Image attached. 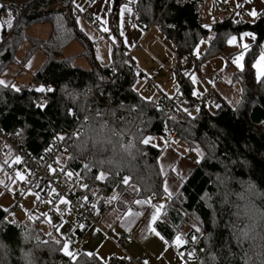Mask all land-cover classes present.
<instances>
[{"label":"trees","instance_id":"16d2710c","mask_svg":"<svg viewBox=\"0 0 264 264\" xmlns=\"http://www.w3.org/2000/svg\"><path fill=\"white\" fill-rule=\"evenodd\" d=\"M205 1L138 0L133 4L134 19L145 29L157 26L179 54L193 53L199 40L206 37L209 44L201 61L225 55L229 65L235 53L228 47L229 37L243 32L255 34L245 66L231 77L233 101L218 91L220 107L208 105L191 94L194 85L179 70L175 71L178 92L185 98L179 111L170 110L168 100L144 96L138 87L141 74L133 64H127L123 77L111 84L112 71L119 70L123 57L114 48L111 65L98 62L95 42L77 23L73 0H32L22 7L15 24L6 32L0 47V77L16 60L18 47L28 37L26 28L34 23L49 22L52 30L45 41L32 39L23 63L37 49H42L47 59L29 85L17 87L19 91L14 85H0V128L18 136L36 157L46 153L56 136L67 139L71 129H81L72 142L65 141L64 152L56 160L85 177L88 187L98 186L102 195L113 192V206L123 211L137 198L164 193L159 164L162 148L143 141L151 135L174 132L190 147H200L203 156L171 197L155 223L156 229L170 243L180 234L183 238L203 234L205 254L201 264H264V77L258 81L253 67L264 42V17L235 20L233 13H224L205 24L201 18ZM213 1L218 9V0ZM125 2L115 0L110 14L111 29L121 48L119 11ZM74 40L82 43V55L90 69L77 65L76 56L64 55V48ZM39 85L51 86L53 91L33 92L32 87ZM87 89L106 90L108 97H101V101L122 102V113L110 111L108 116L100 104L86 102ZM44 97L48 101L41 109L37 105ZM196 104L199 111L192 114L190 110ZM101 130L107 139L95 138ZM81 143L83 147H79ZM124 144L140 152L135 159L123 156L129 161L127 166L114 162L121 159L123 154L117 153V148ZM5 166L3 162L2 170ZM99 173L105 175V181L97 179ZM124 177L130 178L127 185ZM8 213L0 205V264H24L25 249L32 250L35 264H125L127 260L126 256H116L105 263L96 255L80 252L73 261L62 251L64 240L43 231V217H31L24 223L10 221ZM246 227L255 238L251 244L240 239Z\"/></svg>","mask_w":264,"mask_h":264},{"label":"crops","instance_id":"0c3cea01","mask_svg":"<svg viewBox=\"0 0 264 264\" xmlns=\"http://www.w3.org/2000/svg\"><path fill=\"white\" fill-rule=\"evenodd\" d=\"M137 1L138 0H127V2L121 4V6H125V8L123 17L121 18L120 6L119 33L123 31V36L120 34L123 40V45L124 47L131 50V57L133 59L137 72L140 73L141 76L147 75V77H149L148 74L143 73L141 69H139L136 60L133 58L135 50L141 48L143 44H146L147 50L152 54L154 59L163 61L151 51L152 44L157 41L160 45V50H162L161 47H163L168 53L170 52L167 50L166 46L168 45L163 39L156 36L150 37L149 34L151 32V28L153 27H156L159 33L162 34L157 26L153 25L148 29H145L135 21L133 4ZM262 1L264 2V0ZM213 2L214 1H212L210 14L203 12L204 4L203 6H201V18L205 24L213 23L218 18L224 16L226 13H231L229 9L231 8V6L226 5V0H224V11H221L219 7L218 9L214 8ZM73 4L80 11V13L77 14V18L79 19V27L84 31V33L91 41L95 42L96 59L103 66L111 65L113 62L114 48L112 47L113 41L112 39H110V14L112 9L114 8L115 0H73ZM129 9H131V12H129ZM89 17L97 20L98 24L94 25ZM234 18L235 20H238V18H236L235 16ZM105 29H108V31H105ZM51 30L52 26L49 22L34 23L26 28L25 32L28 37L25 38L18 47L15 54L16 60L6 68V70L0 77V80L6 82L5 85H15L18 83V86H22L29 85L32 82L35 73L40 69L42 64L47 59V55L42 49H37L34 51L32 56L27 60L26 63H23V59L28 49L32 45V39L34 38L36 40L45 41L49 38ZM254 37L255 42V34ZM110 40L112 44L110 43ZM248 40L249 42H252L251 37H248ZM228 47L231 51H234L236 53L237 48L235 45L228 44ZM83 50L84 48L82 43L78 40H74L64 48L63 53L67 57L76 56L75 62L77 65L90 69L91 65L89 61L85 56L82 55ZM173 51L176 52L175 50ZM177 54L179 55V53ZM98 56L100 57V59L97 58ZM231 60L232 59H230V62H232ZM165 61L173 62L171 61V57L170 59ZM232 64L234 63H231V65L227 63V68H229L230 66L233 67V72L236 69H240L236 65L232 66ZM155 69L156 68H154L153 70ZM152 76H154L153 72L151 77ZM211 77L212 76H210L209 78ZM213 80V85L215 84V82H218V80H216L214 77ZM208 84L210 85L208 89L213 88L218 96V91H220L221 87L223 93L226 96L231 97V92L227 89L224 90V88L226 87L225 85H220V87L217 88L209 82ZM157 98L158 97L154 99ZM178 139L181 138L177 137L176 135H166V139H164L163 141L160 140L159 142H157V144H154L162 148V152L159 156V164L160 168L161 165L164 166L166 173L163 174L164 185L165 183H167L172 196L178 193L183 182L189 178L194 168L202 158H198L197 153L192 150L195 147H190V145L186 141H184L183 139L179 141ZM198 148L203 153L202 149L200 147ZM172 169H175V171H173ZM2 171V165L0 164V173ZM21 174L25 176V172ZM18 181L21 182L20 179H18ZM60 199H58L57 201L59 202ZM21 200L18 202H16L15 200V203H17V208L19 205H21ZM149 200L151 201V203L147 204ZM57 201L51 207H47V209H55ZM138 201L142 203L138 204ZM169 201L170 199L163 193L160 196L137 198L124 211L121 210L117 205H115L111 209L112 212L110 211L103 220V227L107 228L112 221L116 220L117 224L112 230V237L116 239L119 234L128 233L130 237L126 241L124 249L128 254L135 258H138L144 264L145 262H147V264H187V260L182 249L183 246H177L174 242H168V240L155 227L156 221L161 216ZM32 202L34 203V200H32ZM161 204L163 205L161 214L158 219L153 222L151 220V216L154 211L153 206ZM34 205L37 206L36 204ZM67 207L72 212L69 203L67 204ZM15 211H17V209ZM12 213L14 214V212ZM129 213H131V215H129ZM34 215L40 217V214ZM67 216L68 214H66L65 217ZM30 219V217L27 218L26 222H30ZM43 223L44 221H42V225ZM48 226L51 227L50 225ZM63 226V233H59V228ZM51 228H55V235L64 240V244L66 241H68V236L73 235L72 239L69 242V250L75 253V255L80 252H84L89 255H96L105 263H108L112 257H125V250L120 248L115 243V241L107 236L106 233L101 229L93 227L91 228L87 225L81 228L76 222L70 223L68 219L63 220L62 218L61 223L58 226ZM152 228H155L156 232H158L160 235L157 236L154 232H152ZM85 230L88 232V237L80 242V246H77V243L79 242L77 240V237L79 235L78 233ZM120 252H123V255H121Z\"/></svg>","mask_w":264,"mask_h":264},{"label":"built area","instance_id":"2783aa9c","mask_svg":"<svg viewBox=\"0 0 264 264\" xmlns=\"http://www.w3.org/2000/svg\"><path fill=\"white\" fill-rule=\"evenodd\" d=\"M2 5V20L7 28H11L22 7L26 2L19 0H0ZM224 3L221 4V9H224ZM76 9V8H75ZM77 11V9H76ZM80 13V11H78ZM94 25L98 24V21L89 17ZM10 25V26H9ZM114 48L117 49L123 60L120 64L119 70H113L110 81L113 84L117 79L122 78L124 75V69L127 64H132L131 50L128 48H121L114 42ZM170 50V49H169ZM170 52L176 56V54L170 50ZM176 61L181 67H188L192 61L196 62V59L189 53H183L179 57H175ZM162 65L172 66L174 64H167L164 61H160ZM160 74L159 69L153 70V75ZM151 85L155 82L151 76L147 77ZM146 92V89H143ZM108 97L106 90L87 89L86 102L94 101L97 104H105L110 102L101 101V97ZM206 97L213 103L218 104L219 101L213 91H208ZM161 101L168 100L171 104V108L182 110V103L185 98L182 94H179L178 98L169 97L165 94H161ZM48 101V97L42 99V103ZM112 101V100H111ZM123 104V103H122ZM171 134L174 132L170 131ZM21 157L22 160L17 163L15 159ZM7 161L10 166L7 168V173L14 175L17 169L25 170V179L21 181V186L17 187L14 192L16 202L20 201L27 193H32L34 197V203L40 208L51 207L54 202L64 197L71 207L72 213L75 215L78 225H89L94 228L103 230L106 235H111L112 229L116 226V221H112L107 228L103 227V220L111 210L113 203L116 201V196L113 192L107 195H102L98 186L88 187V180L79 175L76 177L73 170L58 165L56 159H54V150H47L43 155L36 157L31 150L26 148L18 136L12 135L10 132L0 128V163ZM71 171L73 176L70 177L65 173ZM86 185L87 187H82ZM55 189L54 192L51 190ZM84 197L87 200H84ZM17 204L15 203L11 210L14 212ZM87 237V233L84 232L78 236V240H83ZM130 235L128 233H121L116 239L112 238L115 243L123 248L124 244L128 240ZM203 234L196 237H185L184 239V252L186 254L188 264H201L205 251L203 248ZM191 254V256H190ZM125 264H143L139 259L132 256H128Z\"/></svg>","mask_w":264,"mask_h":264},{"label":"rangeland","instance_id":"374dc122","mask_svg":"<svg viewBox=\"0 0 264 264\" xmlns=\"http://www.w3.org/2000/svg\"><path fill=\"white\" fill-rule=\"evenodd\" d=\"M212 1L213 0H206L205 4H204V8H203V12L204 13H209L210 14V10H211V6H212ZM226 5L227 6H231L230 12L234 14V16L236 18H238V20L240 19H253V18H257V17H264V2L262 0H250V2H246V0H226ZM255 9L258 13L257 17H253L249 14V12L251 10ZM218 14V13H217ZM217 19V18H216ZM150 37H159L161 39H163L168 46H166L167 50L170 52V50H174L173 49V45L169 42V40L167 38H165L162 34L159 33V31L157 30L156 27L151 28V32H150ZM237 36V42L236 44H234L237 48V51L235 54L232 55V62L235 59V57L237 55H239L240 51H242L243 49L240 47V45L242 43H248L250 46H252L254 39L252 38V42H249L248 37H245L243 39V41L240 40V35H235ZM5 38V36H4ZM110 39H112V41H115L116 43H118V40L116 38V36L114 35V33L112 32V29H110ZM4 40L2 41V43H0V47L2 46ZM110 43L112 44L111 40ZM209 40L208 38H201L196 46V48L194 49L193 53H190L192 55L193 58L196 59V61H199V65H196V62L192 61L191 64L186 67V68H181L179 65H177V68H174L173 66H165L162 65L160 60H156L154 59V57L152 56V54L147 50L146 44H143L141 48L136 49L134 54H133V58L136 60L137 65L139 67V69H141V71L145 74H148V76L152 75L153 69H159L161 71L160 75H156V76H152V78L155 80V84L151 85L148 81L147 75H142L145 77L140 78L139 83H138V87L142 88V89H146L147 92L144 93V96H146V98H156L159 97L161 94H165L169 97H175L178 98L179 97V82L178 79L176 77L175 74V70H179L183 75H185L186 77H189L192 81V77L195 76L196 78V83L194 84V90L197 91L198 93H200V95H198V98H203L206 91L208 90V88L210 87V85L208 84V78L210 76L214 77L216 80H218V82H215V84L213 85L214 87L219 88L220 85H225L226 87L224 88L229 90L231 92V96H233V93L229 87V85L232 84V80H231V75L232 72L234 70L233 67H229L227 68V63H228V58L224 55H218L212 58H208L204 61L201 62V57L203 55V53L206 51V48L208 46ZM154 44V45H153ZM151 46V51L153 54H155L156 56H158L159 58H161L165 63L167 64H171L172 62H167L165 60L170 59L171 57V61H174L175 57L174 55L170 52L168 53L163 47L162 50H160V45L157 41H155ZM252 44V45H251ZM264 46V42L263 45ZM112 47L114 48L113 44ZM170 49V50H169ZM246 55L247 53H245V57H244V66H245V60H246ZM259 57V54L256 55L255 60ZM235 64H232V66H234ZM136 68V67H135ZM256 72V69H255ZM187 73V75H186ZM18 84V83H17ZM17 84H15V88L19 87ZM149 88V89H148ZM220 91L223 93L221 87H220ZM143 93V92H142ZM224 94V93H223ZM225 95V94H224ZM226 96V95H225ZM219 97V96H218ZM228 97V96H227ZM231 101H233L231 97H228ZM236 98V96H235ZM220 99V97H219ZM206 103L208 105H210L207 101ZM119 105V104H118ZM118 105L113 108V111L116 110H120V113H122V108L123 106L118 107ZM197 104L190 110V112L192 114H196L197 113ZM108 116L110 113H106ZM170 135H173L170 133ZM175 135V134H174ZM151 137V142L153 144H157V142H159L160 140H164L166 139V136L163 135H151L148 136ZM179 141L181 139H178ZM61 155H58V158H60ZM57 158V159H58ZM24 170H17L16 173L14 175H9L7 174L6 170H3L0 173V205L9 213H8V219L10 221H16V222H26L27 218H31L32 220H34L35 218H39V216H36L34 214H40L41 217H43V225H41L43 231L45 233H51L55 235V228H51V227H55L58 226L61 223V218L63 220H67L70 223L76 222V218L75 215L68 209L67 204L66 203H62L61 201H57L56 203V207L55 209H47V208H39L37 206L34 205V203L32 202L33 200V194L32 193H27L24 198L21 200V205L18 206L17 211L14 212V214L12 212H10L11 207L13 206V204L15 203V198L13 193L15 192L16 188L21 186L20 182L18 181V176L19 174L23 173ZM18 178V179H17ZM114 210V209H113ZM112 212V211H111ZM66 214H68L67 217ZM48 225H50L51 227H49ZM62 231H64V226L59 228V233H63ZM57 233V230H56ZM64 235V234H62ZM72 236H68V242H70V240L72 239ZM178 237H180V239L182 241H184L183 235L180 234ZM80 242L77 243V246H80ZM183 246V244H182ZM125 248V245H124ZM183 249V248H182ZM126 251V250H125ZM184 252V250H183ZM121 255H123V252H120ZM185 255V253H184ZM125 256H126V252H125ZM186 260L187 257L185 256ZM188 261V260H187ZM188 264V262H187Z\"/></svg>","mask_w":264,"mask_h":264},{"label":"snow or ice","instance_id":"6c2138e0","mask_svg":"<svg viewBox=\"0 0 264 264\" xmlns=\"http://www.w3.org/2000/svg\"><path fill=\"white\" fill-rule=\"evenodd\" d=\"M246 2H250V0H246ZM124 8H125V6H121V18L123 17V14H124ZM129 12H131V9H129ZM249 14H250L251 16H253V17H257V16H258V13H257V11H256L255 9L251 10V11L249 12ZM77 23H79V19H78V18H77ZM9 26H10V25H9ZM204 27H208V26L205 25ZM105 31H108V29H105ZM120 34L123 36V31H121ZM239 35H240V40H241V41H243V39H244L245 37H252L253 39L255 38V37H254V34L251 33V32H243V33H241V34H239ZM236 42H237V36H235V35L230 36L229 39H228V41H227V43H228L229 45H234V44H236ZM240 47H241L243 50L240 51L239 55H237V56L235 57V59L233 60V63H234L238 68L243 69V67H244V63H243V61H244L245 53H247V52L249 51V49H250L251 46H250L248 43H242V44L240 45ZM97 58L100 59L99 56H98ZM253 67L256 69V78H257V80L259 81V80L261 79V77H264V46H262L261 51H260V53H259V57L255 60V62H254V64H253ZM186 75H187V73H186ZM192 83H193V84L196 83V78H195V76L192 77ZM5 84H6L5 81L0 80V85H5ZM13 87L15 88V86H13ZM15 90H16V91H19V88H15ZM36 91H37V92H51V91H53V89L51 88V86H48L47 88H45V87L42 85V86H40L39 88H37ZM241 91H242V90H241ZM191 94H192L193 96H198V95H200V93H198V92L195 91V90H193ZM149 99H150V98H149ZM237 103L239 104L240 102L237 101ZM37 106L40 107L41 109L44 107L43 104H41V105H37ZM213 106H215V107H217V108L220 107L219 104H215V105H213ZM196 110H197V112L199 111V106H197V109H196ZM183 111H185L189 116L192 115L190 112H188V109H187V108H184ZM69 114H71V112H69ZM56 139L59 140V141H63L65 138H64L63 136H59V135H58V136H56ZM151 139H152L151 137H145V139H144L143 142H144L146 145H148V144H150ZM192 150L195 151V152L197 153V157H198V158H200V157L203 156V153L199 150L198 146L195 147V148H193ZM21 160H22L21 157H17V158L15 159V162L19 163ZM56 163H57L58 165H61V162H60L59 160H57ZM61 167H62V165H61ZM84 167H87V165H85ZM161 169H162V174H166L163 165H161ZM172 170L175 171V169H172ZM65 174L68 175V176H70V177H72V176L74 175L73 172H71V171H68V172H66ZM75 175H76V177H79V174H78V173L75 174ZM18 178H19L20 180H24V179H25V177H24L22 174H19ZM97 179H98L99 181L103 182V181H105L106 177H105V175H104L103 173H99V174H97ZM129 180H130L129 177H124V178H123V183H124L125 185H127V184L129 183ZM82 187H87V186L84 185V186H82ZM51 191L54 192L55 189H52ZM163 192H164V194H165L169 199H171V197H172V193L169 191V187H168L167 183H165V185H164V187H163ZM84 200L86 201L87 198L84 197ZM60 201H61L62 203H67V204L69 203L64 197H61ZM137 203H138V204H141L142 202H139V201H138ZM150 203H151V201L149 200V201L147 202V204H150ZM153 207H154V211H153V213H152L151 220H152L153 222H155V221L158 219V217L160 216V214H161V210H162V208H163V205H162V204H161V205H154ZM129 215H131V213H129ZM79 227L82 228L83 225H80ZM151 231L154 232L157 236L160 235L158 232H156L155 228H152ZM197 231H199V229H197ZM174 243H175L177 246H179V245H182V244L184 243V241H182V240L180 239V237H177L176 240L174 241ZM62 251H63V253H64L65 255H67L71 260L75 261V259H76V255H75V253H73L72 251L69 250V242H68V241L65 242V244H64V248L62 249ZM190 256H191V254H190ZM145 264H147V262H145Z\"/></svg>","mask_w":264,"mask_h":264},{"label":"bare ground","instance_id":"6f19581e","mask_svg":"<svg viewBox=\"0 0 264 264\" xmlns=\"http://www.w3.org/2000/svg\"><path fill=\"white\" fill-rule=\"evenodd\" d=\"M19 1H22V0H19ZM30 1H32V0H24V1H22V2H26V3H28V2H30ZM222 2L224 3V0H219V3H218V5H219V9L221 10V11H224L225 10V3H224V9L222 10L221 9V4H222ZM72 4H73V2H72ZM73 6H74V4H73ZM74 8H76L75 6H74ZM77 9V8H76ZM79 10L77 9V14H79V12H78ZM1 19H2V10H1ZM3 21V20H2ZM3 23H4V21H3ZM4 26H5V32H7L8 30H10V28H7L6 27V25H5V23H4ZM5 35H6V33H5ZM4 35V36H5ZM3 41V40H2ZM2 41H0V43L2 42ZM114 42L115 41H113V46H114ZM116 43V42H115ZM123 48H126V47H123ZM174 52V51H173ZM175 54H176V56H174V57H179L181 54H183V53H181V54H177L176 52H174ZM190 54V53H189ZM131 59H132V57H131ZM198 62L199 61H197V63H196V65L198 64ZM132 64L134 65V62H133V59H132ZM171 64H174V65H172L173 67H177V65H179L180 67H181V65L176 61V63H175V59H174V61L171 63ZM135 66V65H134ZM171 66V67H172ZM181 68H183V67H181ZM186 68V67H185ZM159 75V74H158ZM156 76V75H155ZM154 80V79H153ZM208 81H209V83H213V77H211V78H208ZM149 89V88H148ZM208 91H213L214 93H215V95H216V97H217V99H218V101H219V103H220V99H219V97H218V95H217V93L214 91V89L213 88H210V89H208L207 91H206V93L208 92ZM142 92H143V89H142ZM146 92H147V90H146ZM146 92H143V93H146ZM206 93H205V95H204V97H203V99L204 100H206L209 104H211V105H215L216 103H213L210 99H208L207 97H206ZM179 94H181V93H179ZM161 96V95H160ZM159 96V97H160ZM158 97V98H159ZM43 99V98H42ZM42 99L40 100V103L41 104H43L42 103ZM46 103V102H45ZM218 103V104H219ZM119 104V105H118ZM118 105V107H120V106H123V104H122V102H117L115 99H113L112 101H110V102H108V103H105V104H100V106H102V108H104L105 109V112L106 113H110V111H113V108H115L116 106ZM169 109L170 110H175V111H179V109H176V108H171V104L169 105ZM115 112H117V114H121L120 113V110L118 109V110H116ZM81 133V129H79V128H73V129H71V134H70V136L68 137V138H70V139H64L63 141H59V140H53V141H51L50 142V144H49V147L47 148V150H54V159H57L58 158V155H60V154H62L63 152H64V147H65V141H69V142H72V139L75 137V136H77V135H79ZM174 135V134H173ZM34 154V153H33ZM2 166H3V163H0ZM4 164L6 165L5 166V170H6V172H7V168L10 166V164L5 160L4 161ZM70 169V168H69ZM18 171L19 170H23V169H17ZM16 170V171H17ZM24 172H25V170H24ZM16 173V172H15ZM8 174V173H7ZM10 175V174H9ZM25 177V176H24ZM22 181V180H21ZM21 183V182H20ZM15 198V197H14ZM60 199V198H59ZM21 200V199H20ZM58 200V199H57ZM56 200V201H57ZM55 201V202H56ZM54 202V203H55ZM15 204V203H14ZM13 204V205H14ZM17 204V203H16ZM113 206V205H112ZM12 208V207H11ZM16 208H17V206H16ZM112 209V208H111ZM16 210V209H15ZM111 211V210H110ZM109 211V212H110ZM13 212V211H12ZM15 212V211H14ZM108 212V213H109ZM108 215V214H107ZM106 215V216H107ZM105 219V218H104ZM114 221H116V220H114ZM77 222V221H76ZM116 224H117V222H116ZM87 226H89V225H87ZM89 227H91L92 228V226H89ZM94 228V227H93ZM113 230V229H112ZM84 232H86L87 233V237H88V232L85 230V231H82L81 232V234L82 233H84ZM81 234H79L78 236H80ZM110 238H113L112 237V233H111V235H108ZM86 237V238H87ZM85 239V238H84ZM83 239V240H84ZM185 239V238H184ZM77 240H78V237H77ZM83 240H78L79 242H82ZM125 245V244H124ZM123 250H125L124 249V246H123V248H122ZM126 252V251H125ZM130 254H128L127 252H126V257L128 258V256H129ZM131 256V255H130ZM133 257V256H132ZM135 258V257H134ZM138 259V258H137ZM141 261V260H140ZM142 262V261H141ZM188 262V261H187ZM143 263V262H142ZM144 264V263H143Z\"/></svg>","mask_w":264,"mask_h":264},{"label":"clouds","instance_id":"9594fccd","mask_svg":"<svg viewBox=\"0 0 264 264\" xmlns=\"http://www.w3.org/2000/svg\"><path fill=\"white\" fill-rule=\"evenodd\" d=\"M95 138L97 140L107 139L106 137H104L103 130H101ZM109 142L114 143V141H111V140H109ZM79 147H83V144L82 143L79 144ZM117 153H121L123 155L121 156V159L116 160L114 162L117 163L118 165L123 163L125 166H127L129 164V161L123 158L124 155L130 156L132 159H135V157L140 154L139 151H131L129 145H127V144H124L122 147H118ZM144 163H147V162L145 161ZM132 167H133V169H135L136 166L133 165ZM240 239L242 241H244V240L249 241V243L251 244L255 238L250 235V229L246 227L245 229L241 230ZM22 256H23L24 264H35V261L33 259V253H32L31 249L23 250Z\"/></svg>","mask_w":264,"mask_h":264},{"label":"water","instance_id":"95a60500","mask_svg":"<svg viewBox=\"0 0 264 264\" xmlns=\"http://www.w3.org/2000/svg\"><path fill=\"white\" fill-rule=\"evenodd\" d=\"M1 10H2V5L0 4V41H2V40H4V35H5V26H4V23H3V21H2V19H1ZM207 29H209V30H212L213 29V27L211 26V25H208V27H206ZM40 86H42V85H39V86H33L32 87V91L33 92H37L36 91V89L37 88H39ZM45 88H46V86L45 85H43Z\"/></svg>","mask_w":264,"mask_h":264}]
</instances>
